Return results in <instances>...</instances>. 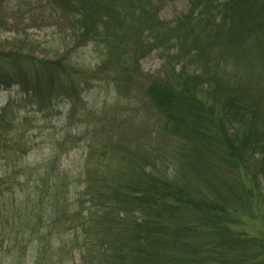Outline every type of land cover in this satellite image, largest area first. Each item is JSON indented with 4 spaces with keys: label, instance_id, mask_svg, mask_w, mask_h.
<instances>
[{
    "label": "trees",
    "instance_id": "obj_1",
    "mask_svg": "<svg viewBox=\"0 0 264 264\" xmlns=\"http://www.w3.org/2000/svg\"><path fill=\"white\" fill-rule=\"evenodd\" d=\"M188 1V13L171 30L179 49L166 60L170 71L150 79L144 90L166 138L179 141L182 160L178 168L174 162V168H146L149 161L142 166L128 152L118 168H84L87 213L74 214L85 264H264V236L234 229L256 208L264 221V0ZM49 5L75 46L107 43L109 58L113 54L129 76L139 73L137 56L148 49L141 33L163 27L149 0ZM24 44L0 48V87L18 85L37 95L42 86L53 92L62 77L70 78L60 60L21 56L14 45ZM211 52L233 67L209 61Z\"/></svg>",
    "mask_w": 264,
    "mask_h": 264
},
{
    "label": "rangeland",
    "instance_id": "obj_2",
    "mask_svg": "<svg viewBox=\"0 0 264 264\" xmlns=\"http://www.w3.org/2000/svg\"><path fill=\"white\" fill-rule=\"evenodd\" d=\"M149 1L163 27L141 33L148 49L137 56L139 73L129 76L125 66L116 67L113 54L109 58L107 43L75 46L67 25L52 18L50 0H0V48L26 43L25 49L14 45L22 49L21 56L60 60L71 71L53 92L45 86L37 95L23 93L18 85L0 87V264H85L74 214L87 213V198L81 196L84 168H118L128 152L142 166L149 161L146 168L179 167V141L166 138L144 90L150 79L170 71L166 60L179 49L171 30L188 13L189 1ZM157 37L163 39L154 48ZM200 43L203 48L210 45L205 39ZM130 48L129 67L135 58ZM208 54L222 68L234 65ZM260 71L264 84V63ZM261 213L256 208L234 229L247 237L264 236ZM71 217L75 220L66 223Z\"/></svg>",
    "mask_w": 264,
    "mask_h": 264
}]
</instances>
